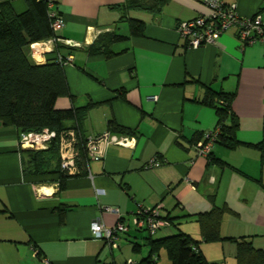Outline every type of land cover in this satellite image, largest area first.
Segmentation results:
<instances>
[{
  "label": "crops",
  "instance_id": "1",
  "mask_svg": "<svg viewBox=\"0 0 264 264\" xmlns=\"http://www.w3.org/2000/svg\"><path fill=\"white\" fill-rule=\"evenodd\" d=\"M226 1L241 16L259 12L264 20V0ZM51 2L64 19L56 31L62 41L37 42L43 44L38 63L71 57L64 73L72 97L58 98L55 107L84 111L82 135L109 132L110 140L89 171L69 176L60 188L59 173H24L29 157L20 151L19 133L0 122V264H122L142 245L144 258L147 234L131 226L108 246L89 228L94 219L108 227L131 222L144 205L159 207L172 222L153 239L185 233L210 263L236 264L240 238L264 250V163L254 146H264L262 44L242 46L231 29L189 46L177 25L207 14L202 0H166L157 11L127 9L124 0ZM1 3L17 14L26 9L25 0ZM129 17L143 21L142 36L112 44L109 58L88 54L102 33L129 35ZM206 87L233 93L241 143L228 149L213 142V160L197 155L193 142L217 125L214 108L200 103ZM110 119L127 132L110 130ZM151 159L156 164L149 166ZM215 207L225 210L222 239L204 241L197 216ZM142 258L135 261L144 264ZM167 262L160 250L154 264Z\"/></svg>",
  "mask_w": 264,
  "mask_h": 264
},
{
  "label": "trees",
  "instance_id": "2",
  "mask_svg": "<svg viewBox=\"0 0 264 264\" xmlns=\"http://www.w3.org/2000/svg\"><path fill=\"white\" fill-rule=\"evenodd\" d=\"M50 1L25 0L26 9L19 14L15 13L8 3L0 4V122L14 126L19 136L21 133H39L44 129L55 132L56 136L50 140L47 148H22L20 151L29 157L28 162L24 164V173H59V183L62 188L65 180L71 175L60 167L59 135L69 129H74L78 134L80 152L78 174L86 171L84 168L90 162V158L85 150V141L88 136L84 137L80 129L84 111L77 108L59 109L55 107L58 98L72 97L64 66L56 60V56L46 59L44 63L35 62L28 51L30 44L56 36V32L51 27L52 18L49 16ZM165 1L124 0L121 5L127 9L157 11ZM55 11L60 14L57 9ZM127 21L129 35L117 32L102 33L88 47V54H102L109 58L114 54L111 50L112 44L126 40L129 36L144 34L142 20L129 17ZM232 100L233 93L215 91L210 87L205 88L203 98L200 100V103L213 107L217 115L218 133L213 142L228 149H235L241 145L236 139L238 120L231 108ZM108 127L113 131L127 132L113 119L108 121ZM200 138L197 136L193 141L194 144L200 141ZM254 146L261 150V160L264 163L263 144L259 143ZM207 158L213 160L211 151ZM219 163L223 166L225 164L223 161ZM224 212L223 208L215 207L197 216L204 241L222 239L219 225ZM161 217L169 222L168 226L172 224L171 219L162 215ZM153 234L147 233L149 251L139 263L154 264L160 250H163L168 260L166 264H213L199 252L198 241L189 235L177 233L153 239ZM235 241L236 264H264L263 249L255 247L251 241L244 238Z\"/></svg>",
  "mask_w": 264,
  "mask_h": 264
},
{
  "label": "built area",
  "instance_id": "3",
  "mask_svg": "<svg viewBox=\"0 0 264 264\" xmlns=\"http://www.w3.org/2000/svg\"><path fill=\"white\" fill-rule=\"evenodd\" d=\"M209 8V12L205 15L197 16L193 19L178 23L177 29L179 34L184 37L187 44L191 47H198L206 43L213 42L215 38L233 29L237 39L242 46L252 43H260L263 46L264 54V20L258 12L252 16H241L237 11V5L234 1L226 0H202ZM49 16L52 18L51 27L53 31H57L64 25V19L61 14L53 10V4H48ZM50 43L60 42L61 38L53 36L48 39ZM43 44H30L31 56L34 61L39 62L41 57H37V53ZM56 60L63 66L71 62L70 56L56 55ZM218 133V127L210 131L206 135L205 141H198L195 144L197 155L206 156L211 150V145ZM56 136L55 132L44 129L42 132L21 133L19 136V144L22 148L43 149L47 148L50 140ZM110 140L109 132L99 135H90L85 141V150L89 155V161L97 160L102 157L103 146ZM118 142L125 144L124 141ZM79 137L74 129L63 131L59 135V157L60 167L67 174L73 176L79 173ZM156 164L154 159L149 161V166ZM84 168L89 171L88 163ZM101 193V190H97ZM111 210L114 208L106 207ZM169 225V222L161 217L159 207L157 206H138L134 211L131 222L118 220L112 226H106L99 219H94L90 223V231L96 239L102 240L106 245L111 246L119 238L121 234L127 233L130 227L135 229H145L153 234L163 227ZM44 264H49L45 262ZM124 264H136V261L129 258Z\"/></svg>",
  "mask_w": 264,
  "mask_h": 264
},
{
  "label": "rangeland",
  "instance_id": "4",
  "mask_svg": "<svg viewBox=\"0 0 264 264\" xmlns=\"http://www.w3.org/2000/svg\"><path fill=\"white\" fill-rule=\"evenodd\" d=\"M159 231V230H158ZM157 231V232H158ZM148 233V231L147 230H142L141 231V234H147ZM153 237H156L157 236V234H153L152 235ZM141 241V240H140ZM142 249H141V251L140 252H131L130 254L132 255V258L134 259V260H136V259H141L142 258V256L144 255V253H145V250H146V246H144V245H142V247H141ZM164 256V255H163ZM162 256V259H164V257ZM160 263V262H159Z\"/></svg>",
  "mask_w": 264,
  "mask_h": 264
}]
</instances>
